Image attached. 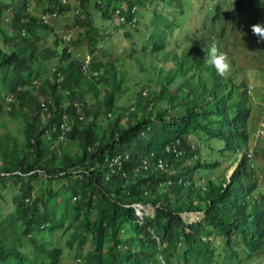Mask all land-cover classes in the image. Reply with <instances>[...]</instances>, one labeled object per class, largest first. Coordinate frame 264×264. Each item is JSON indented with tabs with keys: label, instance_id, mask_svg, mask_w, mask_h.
Returning a JSON list of instances; mask_svg holds the SVG:
<instances>
[{
	"label": "trees",
	"instance_id": "16d2710c",
	"mask_svg": "<svg viewBox=\"0 0 264 264\" xmlns=\"http://www.w3.org/2000/svg\"><path fill=\"white\" fill-rule=\"evenodd\" d=\"M68 2L75 33L49 41L43 17L56 22L70 5L37 0L39 18L30 0H0V117L19 119L21 134L0 138V264H65L71 252L77 264H264L248 85L205 62L215 43L230 70L242 44L229 35L241 26L245 41L242 16L263 18L264 0ZM116 38L126 50L115 58ZM71 50L107 88L100 102L76 92L88 81ZM140 50L160 89L129 112L116 107L122 67ZM238 155L227 185L222 160Z\"/></svg>",
	"mask_w": 264,
	"mask_h": 264
},
{
	"label": "rangeland",
	"instance_id": "374dc122",
	"mask_svg": "<svg viewBox=\"0 0 264 264\" xmlns=\"http://www.w3.org/2000/svg\"><path fill=\"white\" fill-rule=\"evenodd\" d=\"M68 1L69 0H64V3L68 6L70 5V12L67 13V15L62 16L61 18H57L58 20L56 19V22L55 20L49 21V25H53L56 29L54 35H47L49 41H53L54 36L64 39L69 36H72L75 33L73 27L71 26L74 23L73 18L76 14V11L74 9V3ZM194 1L195 0H191L192 3H194ZM250 1L252 4L251 9L256 8L255 3L252 2V0ZM30 2V12L36 17H42V10L46 5L37 4V0H30ZM254 17L257 18L256 16ZM242 18L245 21L244 33L246 40L243 41L240 35H235L234 31L232 35H229V37L233 38L234 40L236 38L235 42L237 41L238 43L242 44V47L239 48V50H236L233 47L234 55L231 52V59L233 60L234 65L230 67L229 74L233 72V69L237 70L238 74L236 73V76L241 79H244V81L247 82L249 88L248 90L250 95L251 108V116L248 123L249 149L251 151V156L254 160L253 163L255 168V174L257 177L258 192L259 194L264 196V144L260 145V143L256 142L252 138L253 131L259 126L261 120L264 118V49L256 46V36L253 35L251 31L252 25L258 24L257 20H253L248 13H245ZM259 22L264 24V16L263 18H260ZM185 26L189 27L188 20L185 22ZM240 30L241 26L236 28L237 33H239ZM250 39H253V41H250ZM246 45H248L247 48ZM106 48L110 50L111 54H113L115 58L117 56L121 57L122 53L126 50L125 43L120 38L111 40L106 46ZM181 50L182 48L180 49V52ZM71 52L73 56L78 58L83 64V61L87 57L86 53H84L83 50H71ZM180 52L177 51V53ZM143 55L144 54L142 53V50H140V54L135 57V59L138 60L137 62L133 59H129V61L124 63V65H127L122 67V73L126 81H124L125 84L122 86L121 89L124 92L119 96L116 107L122 109L130 108L129 112L132 111L131 109H133L138 94L142 92L143 96L147 97L148 92L160 89L159 80L157 78V72H152L148 70V64H150V59L147 58L145 60L143 58ZM87 62H89V60H87ZM158 64L159 61H157L155 64L157 65L156 67L159 68ZM171 67L172 66L168 63L164 64V69H169ZM232 75H234V73ZM87 81L88 83L85 84L83 87L76 89V92L78 93L79 97L82 96L83 99L87 101L88 105L100 102L104 92L107 91V88L105 86H103L102 88H100L99 86L97 87L94 84L95 82H91V80H86L85 82ZM19 122V119L10 118L7 115H3L2 117H0V138L4 135H8L9 137L15 139V141L20 142L21 134ZM192 144H195V148H198L197 140H195V142ZM65 147L66 145H64V148ZM203 156L205 155L203 154ZM240 157L241 156L238 155L235 161L234 159L228 160V162L224 161V159L222 160L224 166H222L221 169H226L225 180L228 184H230V176L231 174H233L230 170L232 168H235V170L237 169V166L240 162ZM220 172L224 171L221 170ZM217 175L219 174L215 173L214 178H216ZM138 210L144 212L145 215H149L152 212L151 208L144 206H138ZM200 217L201 216L198 214L184 216V218L187 219L188 223H196ZM61 243L64 245V241H61ZM63 248L66 252V245L63 246ZM69 256L70 257L68 258L66 257L68 260H66L65 264H77V260L74 258V254L72 252Z\"/></svg>",
	"mask_w": 264,
	"mask_h": 264
},
{
	"label": "clouds",
	"instance_id": "9594fccd",
	"mask_svg": "<svg viewBox=\"0 0 264 264\" xmlns=\"http://www.w3.org/2000/svg\"><path fill=\"white\" fill-rule=\"evenodd\" d=\"M259 21H260V18L257 20L258 24L252 25L251 31H252L253 35L256 36V38H255L256 46L264 49V24L260 23ZM238 35H239V33H238ZM255 42H254V46H255ZM87 60H89V62H87ZM205 62L209 66L213 67L215 69L216 73L220 76H223L225 73H227L229 71V64L226 62V57L218 51V47L215 43H212L209 46L207 54L205 56ZM148 70L151 71V69L149 68V64H148ZM82 73H83V77L86 78L87 80L93 79L94 81H96V79L99 78V74L97 72L90 70V59H89V57H86L85 60L83 61ZM263 125H264V118L261 120L259 126L253 131V134H252V138L256 142L260 143V145L264 144V140L258 138L256 136V134L259 130L262 129ZM249 154L251 155L250 149H249ZM233 175L230 176V180H229L230 184L232 183ZM230 184L227 183V185H230Z\"/></svg>",
	"mask_w": 264,
	"mask_h": 264
},
{
	"label": "built area",
	"instance_id": "2783aa9c",
	"mask_svg": "<svg viewBox=\"0 0 264 264\" xmlns=\"http://www.w3.org/2000/svg\"><path fill=\"white\" fill-rule=\"evenodd\" d=\"M55 17H56V15L45 16V17H43V20H44L45 23H48L51 19H54ZM256 136L258 138L264 140V125L262 126V129L257 132ZM157 167L159 169H161L162 168V162H159Z\"/></svg>",
	"mask_w": 264,
	"mask_h": 264
},
{
	"label": "bare ground",
	"instance_id": "6f19581e",
	"mask_svg": "<svg viewBox=\"0 0 264 264\" xmlns=\"http://www.w3.org/2000/svg\"><path fill=\"white\" fill-rule=\"evenodd\" d=\"M234 171H235V169H234ZM234 171H232V173H233ZM231 175H233V174H231Z\"/></svg>",
	"mask_w": 264,
	"mask_h": 264
}]
</instances>
